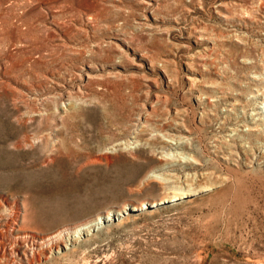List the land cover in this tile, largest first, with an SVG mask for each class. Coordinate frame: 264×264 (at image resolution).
<instances>
[{
    "label": "rangeland",
    "instance_id": "obj_1",
    "mask_svg": "<svg viewBox=\"0 0 264 264\" xmlns=\"http://www.w3.org/2000/svg\"><path fill=\"white\" fill-rule=\"evenodd\" d=\"M256 89L264 0H0V264H264Z\"/></svg>",
    "mask_w": 264,
    "mask_h": 264
},
{
    "label": "bare ground",
    "instance_id": "obj_2",
    "mask_svg": "<svg viewBox=\"0 0 264 264\" xmlns=\"http://www.w3.org/2000/svg\"><path fill=\"white\" fill-rule=\"evenodd\" d=\"M145 2V1H144ZM148 2V1H147ZM258 77L259 76H257V80H258ZM253 78H255V75L253 76ZM256 79V78H255ZM262 79V78H261ZM260 79V80H261ZM263 90V89H262ZM263 92V91H262ZM260 97V92L258 91V89H256V91L255 92H251L249 95H248V97L247 98H250V99H254V101L252 102V107H253V110L251 111V113L249 114V123L247 124H239L240 126H241V130H249V131H251V130H253L255 127H257L258 125L257 124H259V123H264V98L263 99H258ZM252 101V100H251ZM227 109H229V108H227ZM260 127H262V126H260ZM257 128H259V127H257ZM256 129V128H255ZM164 140H165V143L166 144H168V145H171V143H172V145H173V143L175 142L174 140H177L180 144L183 142L184 143V141H185V138H183V136H178L176 139H170V138H168V137H165L164 138ZM186 143V142H185ZM175 155L177 156V157H175V156H173V155H171L170 153V155L171 156H173V157H175V161H176V159L177 160H184L185 162H187V163H193V159H191L190 157H183V156H180L181 154L180 153H178L177 151H175ZM180 154V155H179ZM186 154V153H185ZM166 155V154H165ZM167 155H168V153H167ZM167 157V156H166ZM181 157V158H180ZM183 157V158H182ZM161 158H162V155H161ZM158 175V174H157ZM160 175V174H159ZM153 176H156V175H153ZM152 176V177H153ZM178 176V175H177ZM158 177V176H157ZM162 177V176H161ZM188 177V179L189 178H191L190 176H187ZM179 178V177H178ZM178 178H177V180H178ZM162 179H163V183L165 184V185H167V186H170L171 188V194L169 195V196H166V197H164L160 202H158L159 204H162V203H164V202H166L167 200H171V199H174V198H179V197H183L184 198V196H188V195H191V194H193V193H195V192H197V191H200V190H205V189H207L206 187H204V186H201L200 184H196V185H192V186H190V185H188L187 184V182H189V181H186V185H182V184H180V185H175L174 184V182H175V180H176V174L175 173H169V174H166L165 176H163L162 177ZM186 179V178H185ZM187 179V180H188ZM180 180V179H179ZM191 180H192V178H191ZM156 181V180H155ZM184 181V182H185ZM183 182V181H182ZM170 202V201H169ZM154 203H156V202H154ZM167 203V202H166ZM153 205H155V204H152V206ZM150 206V205H149ZM144 207H147L146 206V204H142L141 205V208H144ZM131 209V208H130ZM125 212H127V210H125ZM122 215H124V213H122V211L121 210H119V212L118 213H111V212H109V213H107L106 215H104V216H98L97 217V219L96 220H94V221H92V222H89V223H86V224H84V225H82L81 227H77V228H75L74 230H73V232L72 233H70L69 235H68V240L71 242L73 239H78V237H80L81 235H83V234H86L87 232H89L90 231V229H95L97 226H99V225H101V224H104V223H106V222H109V221H111V220H114V219H116V216H122ZM73 242V241H72ZM66 246H68V245H66L65 244V247Z\"/></svg>",
    "mask_w": 264,
    "mask_h": 264
}]
</instances>
